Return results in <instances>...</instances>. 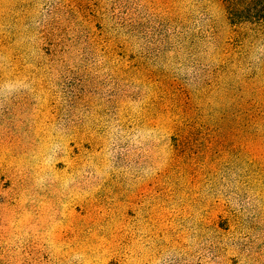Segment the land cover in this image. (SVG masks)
I'll use <instances>...</instances> for the list:
<instances>
[{"label":"rangeland","instance_id":"374dc122","mask_svg":"<svg viewBox=\"0 0 264 264\" xmlns=\"http://www.w3.org/2000/svg\"><path fill=\"white\" fill-rule=\"evenodd\" d=\"M0 264H264V22L0 0Z\"/></svg>","mask_w":264,"mask_h":264},{"label":"trees","instance_id":"16d2710c","mask_svg":"<svg viewBox=\"0 0 264 264\" xmlns=\"http://www.w3.org/2000/svg\"><path fill=\"white\" fill-rule=\"evenodd\" d=\"M232 24L264 22V0H223Z\"/></svg>","mask_w":264,"mask_h":264}]
</instances>
